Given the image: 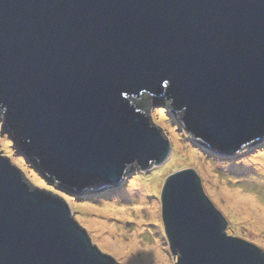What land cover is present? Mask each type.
I'll return each mask as SVG.
<instances>
[{
  "label": "water",
  "instance_id": "95a60500",
  "mask_svg": "<svg viewBox=\"0 0 264 264\" xmlns=\"http://www.w3.org/2000/svg\"><path fill=\"white\" fill-rule=\"evenodd\" d=\"M164 104L212 152L264 139V0H0V119L59 189L118 193L165 162ZM160 202L174 264H264L198 168L170 173ZM0 264L124 262L0 148Z\"/></svg>",
  "mask_w": 264,
  "mask_h": 264
},
{
  "label": "rangeland",
  "instance_id": "374dc122",
  "mask_svg": "<svg viewBox=\"0 0 264 264\" xmlns=\"http://www.w3.org/2000/svg\"><path fill=\"white\" fill-rule=\"evenodd\" d=\"M153 117L170 138V154L165 162L123 178L118 193L80 196L59 189L19 150L1 119L0 148L10 154L24 174L67 197L76 219L106 252L124 264L175 263L164 232L160 193L166 177L183 168H198L208 196L215 199V206L227 218V230L262 244L264 250V139L244 147L238 154H218L186 132L179 115L170 113L167 104L156 106ZM248 197L251 201H247ZM110 201L118 206L113 210L126 208V211L123 214L99 211L108 224L102 229L91 226L85 216L94 217L97 214L94 208L101 209ZM154 243L160 255L150 250Z\"/></svg>",
  "mask_w": 264,
  "mask_h": 264
},
{
  "label": "bare ground",
  "instance_id": "6f19581e",
  "mask_svg": "<svg viewBox=\"0 0 264 264\" xmlns=\"http://www.w3.org/2000/svg\"><path fill=\"white\" fill-rule=\"evenodd\" d=\"M252 196V195H251ZM249 198V197H248ZM247 198V199H248ZM247 201H251V199L249 198ZM105 205H104V207L103 208H101V209H96V208H94L95 209V211H96V215H94V217H86L85 215H82L83 217L85 216V219H86V221L91 225V226H95L96 228H100L101 227V229L102 228H104V227H106V225L108 224V222H107V220L106 219H104V217H101L99 214H100V212L99 211H106V212H116V213H118V212H120L121 214H123L124 213V211H126V208H122V209H119V208H117V210H113V207L116 205V203H115V201H110V202H107V203H104ZM117 206V205H116ZM253 206V205H252ZM118 207V206H117ZM254 207V206H253ZM84 209H88L87 208V206H86V208H84ZM118 211V212H117ZM98 217H100L99 219H98ZM111 237L113 238V239H115V237L113 236V235H111ZM118 242H119V240H118ZM135 242H138V241H135ZM131 243H134V241L133 240H131ZM155 244V243H154ZM150 248V250L152 251V250H155L156 251V253H157V255H160V249H158V245L157 244H155V245H153V246H150L149 247ZM126 249V248H125ZM134 261H136L135 259H133ZM140 261V260H139ZM141 261H143L142 259H141ZM158 261L160 262V261H162V258L160 259H158Z\"/></svg>",
  "mask_w": 264,
  "mask_h": 264
},
{
  "label": "trees",
  "instance_id": "16d2710c",
  "mask_svg": "<svg viewBox=\"0 0 264 264\" xmlns=\"http://www.w3.org/2000/svg\"><path fill=\"white\" fill-rule=\"evenodd\" d=\"M171 108V107H170Z\"/></svg>",
  "mask_w": 264,
  "mask_h": 264
}]
</instances>
